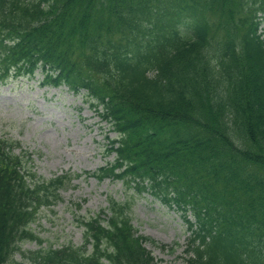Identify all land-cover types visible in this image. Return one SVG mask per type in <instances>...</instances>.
<instances>
[{"label":"trees","instance_id":"1","mask_svg":"<svg viewBox=\"0 0 264 264\" xmlns=\"http://www.w3.org/2000/svg\"><path fill=\"white\" fill-rule=\"evenodd\" d=\"M264 0H0V83L33 75L86 91L118 132L89 174L149 192L188 219L189 264H264ZM16 148H20L16 151ZM0 137V264L79 173L44 178ZM128 200L81 220V245L34 264H158Z\"/></svg>","mask_w":264,"mask_h":264},{"label":"rangeland","instance_id":"2","mask_svg":"<svg viewBox=\"0 0 264 264\" xmlns=\"http://www.w3.org/2000/svg\"><path fill=\"white\" fill-rule=\"evenodd\" d=\"M260 31L264 37V20ZM44 72L11 78L0 84V136L13 137L32 152L34 169L44 178L79 173L60 188L61 198L43 206L31 225L42 239H26L14 255L13 264H34L31 252L53 245H81V220L109 205V197L128 200L132 222L156 240L147 247L158 264H189V212L170 207L149 192L129 189L122 180H99L89 174L112 163L110 140L117 136L84 91L74 93L67 85L42 84Z\"/></svg>","mask_w":264,"mask_h":264}]
</instances>
